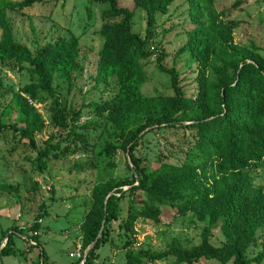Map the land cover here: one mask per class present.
I'll use <instances>...</instances> for the list:
<instances>
[{"label": "trees", "instance_id": "16d2710c", "mask_svg": "<svg viewBox=\"0 0 264 264\" xmlns=\"http://www.w3.org/2000/svg\"><path fill=\"white\" fill-rule=\"evenodd\" d=\"M42 1L0 0V60L14 61L27 70L29 79L15 93L8 89L7 112L13 111L16 120L3 124L0 119V136L10 132L17 142H25L35 152L31 164L36 170L54 154L83 155L69 169L76 174L101 167V160L108 167L106 158L118 149L126 154L129 178H105L90 188V205L79 226L82 264H94L96 250L109 242L108 225L118 220L123 198L127 199L125 216L118 223L127 233L121 245L125 250L123 264H152L167 258L174 264H194L200 259L216 264H258L264 256V241L254 258H247L246 250L255 241V233L264 230V194L251 187L248 171H264V54H258L252 44L232 41L231 32L238 22L216 12L211 0H184L191 28L185 32L181 50L195 63V94H183L177 72L160 64L165 54L158 52L156 66L168 76L172 93L145 96L140 93L145 78L141 61L153 54L148 43L155 34L156 15L164 14L174 0H131L132 8L120 5L119 0H87L88 4L104 6L99 14L97 35L101 45L96 53L94 86H107L108 79L114 77L117 91L109 101L84 105L87 115L104 114L101 122L89 121L77 127L74 123L80 112L70 113L72 121L66 124L65 107L51 85L54 79L70 83L82 72L76 40L58 38L32 54L13 41L6 16L7 11H20ZM239 3L235 0L231 6ZM135 8L145 16L142 38L130 30ZM43 99L50 100L48 123L60 130L67 128L64 141L72 143V149L61 150L59 141L35 147L34 137L45 125L27 100L37 103ZM184 126L193 130L194 140L180 164L159 162L152 168L133 154L144 133ZM90 127L100 129L99 140L93 144L83 133ZM0 190L10 192L15 188L0 185ZM186 211L205 219L198 244L184 248L174 240L163 251L130 248L138 219L159 222L164 212L173 217ZM38 229L39 225L32 222L28 232L16 226L1 232L0 240L5 242L0 257L14 255L11 235L18 234L26 242L35 243L27 242V246L38 247V264H45L38 235L32 234ZM214 229L221 238L217 247L207 241ZM99 231L94 245L85 252Z\"/></svg>", "mask_w": 264, "mask_h": 264}, {"label": "rangeland", "instance_id": "374dc122", "mask_svg": "<svg viewBox=\"0 0 264 264\" xmlns=\"http://www.w3.org/2000/svg\"><path fill=\"white\" fill-rule=\"evenodd\" d=\"M234 1L211 0V5L216 12H223L226 19L238 22V26L231 32L234 43L245 46L252 44L256 52L263 55L264 0H240L239 5L233 8L231 5ZM119 4L133 7L131 0H119ZM103 7L96 3L88 4L87 0H44L20 11L6 12L13 41L26 47L32 54L58 38L73 37L76 40L82 72L74 76L70 83L54 79L51 85L57 99L65 107L66 124L70 123V113L80 112L79 120L74 123L77 127L89 121L101 122L104 114L101 117L87 115L84 105L90 101H109L117 91L114 77L108 79L107 86H94L96 53L101 45L97 31L101 24L99 14ZM155 21V34L148 43V47L153 48V54L149 59L141 61L145 78L140 93L145 96L171 95L169 78L158 70L155 63L156 55L162 52L165 56L160 64L165 68H174L183 94L192 97L196 90L195 63L187 52L181 50L186 39L185 32L191 28L186 3L184 0H174L164 14L156 15ZM144 24V12L135 8L131 32L142 38ZM28 82L26 69L20 68L12 60H0V119L3 124H11L16 120L13 111L7 112L10 99L8 89L15 93ZM49 103V99L34 102V109L45 125L43 131L34 137L35 147L41 148L47 141L50 144L59 141L61 150L63 147L72 149L73 144L64 141L67 128L60 130L48 123ZM99 131V127H90L83 132L89 144L99 140ZM76 133L81 132L76 130ZM193 140V130L185 126L154 129L142 135L133 154L144 159L152 168L159 162L180 164L185 150ZM34 157L35 152L25 142H17L10 132L0 136V185L15 188L10 192L0 190V234L12 226L25 232L32 222H36L39 225L38 243L45 256V264H72L75 259L68 254L77 245L80 247L79 226L90 205V188L95 182L105 178H129L130 173L125 167L126 163L129 164L127 156L118 149L106 158L108 167L101 160V167L78 174L69 169L79 157H83L81 154L50 155L43 161L40 170H36L31 164ZM248 175L251 178V187L259 188L263 195L264 171L250 170ZM126 204L127 199L123 198L118 220L108 225L109 242L96 250L94 264H123L125 250L121 249V245L127 233L119 228L118 223L125 216ZM204 224L203 216H194L190 211L173 217L164 212L159 222L138 219L134 224L135 234L131 238L130 248L163 251L174 240L181 247L188 248L200 242L199 235ZM11 238L15 253L0 257V264H38V247H28L24 236L12 234ZM207 238L208 243L214 247L221 244L217 229L212 230ZM263 241L264 230L257 231L255 241L246 250L247 258H254L261 252ZM4 242L0 240V248ZM152 264L174 262L167 258ZM194 264L216 263L200 259ZM258 264H264V256Z\"/></svg>", "mask_w": 264, "mask_h": 264}, {"label": "built area", "instance_id": "2783aa9c", "mask_svg": "<svg viewBox=\"0 0 264 264\" xmlns=\"http://www.w3.org/2000/svg\"><path fill=\"white\" fill-rule=\"evenodd\" d=\"M150 49H152V48L150 47ZM27 102H28L29 104H31V105L34 106V103H32L30 100H27ZM17 217H19V216H16V218H17ZM32 234H33V235H36L37 232H33ZM27 242H28L29 245H34V244H35V243H34L33 241H31V240H28ZM68 256H69L70 258H74L75 260H77V259H81V261H82L84 254H81V253H80V247L77 245V246H76V249H75L74 251L69 252ZM81 261H80V263H81Z\"/></svg>", "mask_w": 264, "mask_h": 264}, {"label": "water", "instance_id": "95a60500", "mask_svg": "<svg viewBox=\"0 0 264 264\" xmlns=\"http://www.w3.org/2000/svg\"><path fill=\"white\" fill-rule=\"evenodd\" d=\"M102 223H103V221L101 222V227H102ZM101 230V229H100ZM100 235V231H99V233L97 234V236H96V238L94 239V241L86 248V250H85V252L88 250V249H90V248H92V246L94 245V243H95V241H96V239L98 238V236ZM81 264H82V261H81Z\"/></svg>", "mask_w": 264, "mask_h": 264}]
</instances>
